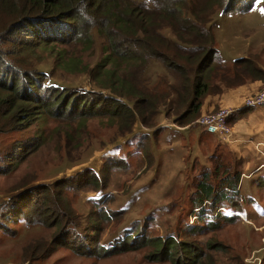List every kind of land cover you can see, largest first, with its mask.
<instances>
[{
  "label": "rangeland",
  "instance_id": "obj_1",
  "mask_svg": "<svg viewBox=\"0 0 264 264\" xmlns=\"http://www.w3.org/2000/svg\"><path fill=\"white\" fill-rule=\"evenodd\" d=\"M4 5L0 1V30L18 12H7ZM213 23L224 64L231 67L236 58L248 57L264 68V0H255L246 11L234 8L224 14L217 10ZM94 36L95 43L87 52L80 45L74 46L84 53L83 60L91 68L101 57L102 38L95 31ZM40 53L30 60L43 72L39 77L48 78L46 84L64 92L110 94L87 72L54 68L49 51ZM233 73L231 70L228 75V84L237 81ZM239 77L252 79L248 73ZM196 119L189 126L196 125ZM154 123L145 126L136 122L131 131H119L116 120L107 115L55 118L42 114L29 126L0 133V264H176L173 259L177 257L184 264H264V187L253 199L243 189L237 208L227 204L226 208L237 210L238 215L221 219L216 227L189 229L188 217L194 208L191 199L196 197L199 175L205 169L213 170L217 164L214 159L229 164L230 170L236 159L222 145L216 146L217 141L211 139L215 134L200 126L179 130L183 126L163 114L155 117ZM199 134L205 139L206 148L201 151L207 159L196 147L190 154L198 156L200 162L189 158L179 142L181 136L192 135V144H197ZM35 142L40 145L32 149ZM17 149L24 154L22 159ZM7 153L18 157L16 165L10 163L11 158H4ZM223 176L220 169L217 177H212L217 180ZM79 177L85 182L76 188L74 178ZM92 177L98 179V187ZM105 178L108 181L102 188ZM44 189L47 191L42 192ZM43 194L42 207H57L63 202L81 219L82 231L92 234L93 226L100 227L103 245L118 241L134 228L146 244L100 259L78 255L61 244L46 255L56 228L51 226V218L42 222L48 217L46 209L42 216L34 212ZM112 210L119 213L114 215ZM166 237L182 241L191 252L180 249L169 259L153 256L156 250L147 239L157 242Z\"/></svg>",
  "mask_w": 264,
  "mask_h": 264
},
{
  "label": "trees",
  "instance_id": "obj_2",
  "mask_svg": "<svg viewBox=\"0 0 264 264\" xmlns=\"http://www.w3.org/2000/svg\"><path fill=\"white\" fill-rule=\"evenodd\" d=\"M0 1L5 2L7 12L18 10L13 13L12 21L0 30V133L29 126L42 114L55 118L107 115L116 120L119 131H131L136 122L153 126L159 114L172 119L175 125L186 126L199 116L208 94L220 93L226 87L244 82L240 74L248 73L252 79L264 81V70L251 58H236L231 67L224 64L213 23L217 10L224 14L234 8L246 11L255 0ZM94 31L102 38L101 57L91 68L83 60V52L93 47ZM76 45L82 46L83 52L76 50ZM47 50L53 56L54 68L70 73L87 72L110 94L64 92L46 84L48 78L39 77L43 72L30 58ZM231 70L237 81L228 84ZM38 145L35 142L32 149ZM17 152L22 159L24 154L20 149ZM10 154L4 158H11L13 164L18 162V157ZM214 161L217 164L213 170L205 169L195 183L192 206L201 208L195 212L199 215L193 222H189L194 208L191 210L189 229L216 227L221 219L239 214L226 207L229 204L237 208L241 201L240 163L236 159L230 170L229 164ZM220 169L225 176L216 180L214 177ZM91 180L98 187V179ZM65 181H60V185ZM107 181L105 178L102 188ZM84 182L80 177L74 178V187ZM42 199L43 203H36L34 212L42 216L46 209L48 217L42 222L51 218L50 224L56 228L46 255L61 244L78 255L100 259L146 244V239L134 228L129 233L125 231L118 241L103 245L100 227L95 225L91 228L92 234L86 233L80 229L81 219L75 211L63 202L57 207H42L44 194ZM221 207L224 210H219ZM147 241L156 250L153 256L169 259L172 252L177 254L180 249L191 252L182 241L170 237ZM173 261L184 264L179 257Z\"/></svg>",
  "mask_w": 264,
  "mask_h": 264
},
{
  "label": "crops",
  "instance_id": "obj_3",
  "mask_svg": "<svg viewBox=\"0 0 264 264\" xmlns=\"http://www.w3.org/2000/svg\"><path fill=\"white\" fill-rule=\"evenodd\" d=\"M261 68L264 70L263 67ZM263 85L264 81L261 79H248L237 85L226 87L220 93L208 94L200 110V114H202L214 111L219 106H227L234 109L228 119L232 126L231 135L227 139H221L219 136L214 135L211 136V139L217 141V147L222 145L239 161L242 172L238 185L240 194L242 195L244 189L246 193H250V198H254V196L259 194V190L264 187V108H248L242 106V103L243 98L247 94L260 89ZM171 126H168L170 130H176ZM194 126L197 127L198 125H193L192 127ZM192 127L187 125L180 127L181 129L179 130H187ZM199 135L197 144H192V135L188 136V138L181 136L179 142L183 143L182 145L188 151L189 158L192 157L199 161L198 156L193 157L190 154V150L192 151L196 147L204 155L206 161L207 156L201 151L206 148L205 139L201 137V134ZM208 146H212V144ZM245 179L247 181L244 184ZM243 198L245 197L243 196Z\"/></svg>",
  "mask_w": 264,
  "mask_h": 264
},
{
  "label": "built area",
  "instance_id": "obj_4",
  "mask_svg": "<svg viewBox=\"0 0 264 264\" xmlns=\"http://www.w3.org/2000/svg\"><path fill=\"white\" fill-rule=\"evenodd\" d=\"M242 106L248 108H264V85L260 89L247 94L243 98ZM233 111L234 109L232 107L219 106L214 111L200 114L195 123L201 128H204L208 133L215 134L221 139H227L232 132V126L229 123L228 119ZM200 208L201 207H195L192 210L189 222H193L195 218H197L199 214H195V212H197ZM219 210H224V208L221 207L219 208Z\"/></svg>",
  "mask_w": 264,
  "mask_h": 264
}]
</instances>
